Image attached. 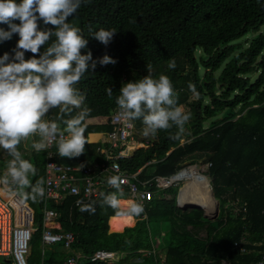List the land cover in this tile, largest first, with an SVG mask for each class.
<instances>
[{"label":"trees","instance_id":"16d2710c","mask_svg":"<svg viewBox=\"0 0 264 264\" xmlns=\"http://www.w3.org/2000/svg\"><path fill=\"white\" fill-rule=\"evenodd\" d=\"M69 20L89 39L87 48L93 59L107 54L116 61L98 64L76 85L86 96L83 107L91 109L88 119L110 117L118 108L115 99L122 84L148 75L147 65L152 66L155 76H168L178 102L191 114L179 139L171 138L175 127L149 135V148L138 150L122 162L123 168L129 173L142 170L141 178L150 179L153 175L171 176L200 162L211 163L208 176L214 197L222 203L217 228L203 218L202 210L184 212L175 199H157L148 207V222L138 221L123 232L116 231L132 223L121 224V217L119 227L111 224L115 232H110V219L120 215L102 203L103 197L94 203V213L81 212L73 198H66L60 205L50 203L49 208L59 213L62 231L75 235L73 250L85 257L108 250L124 253L125 264H141L139 260L152 264L153 257L140 251L151 248L149 227L155 220L169 224L166 264H205L212 260L220 263L225 259L231 264L257 263L264 252V246H254L264 243V2L89 0ZM101 27L117 31L107 46L92 38ZM14 47L15 38L0 45V55ZM171 62L175 63L174 68L169 67ZM189 84L194 85L195 91L189 89ZM109 88L111 97L107 94ZM78 111L74 109L71 115ZM50 115L61 121L70 118L61 114L59 108L52 109ZM134 123L136 129L143 128L140 120ZM60 125L64 127L62 122ZM91 130L86 125L85 137ZM105 130L111 131V127L107 124ZM52 151L57 162L76 167L99 159L96 146L89 143L84 153L71 159L61 157L56 145ZM22 157L37 169L32 183L40 177L45 180L47 150ZM228 197L239 198L247 211L225 221L223 210ZM25 201L34 210L38 227L29 264H63L66 256L57 250L49 259L39 252L44 197L37 202ZM202 230L207 232L206 238H201ZM244 234L250 253L241 255L235 243ZM80 264L94 263L83 259Z\"/></svg>","mask_w":264,"mask_h":264},{"label":"clouds","instance_id":"9594fccd","mask_svg":"<svg viewBox=\"0 0 264 264\" xmlns=\"http://www.w3.org/2000/svg\"><path fill=\"white\" fill-rule=\"evenodd\" d=\"M88 2L0 0V45L15 38V47L0 55V149L6 150L11 157L6 161L5 171L0 173V192L10 198L37 202L46 192L43 177L34 184L30 179L37 175V169L17 149L23 140L38 137L32 142L36 152L46 150L55 140L58 154L70 159L85 151L88 141L84 133L91 109L83 107L86 96L76 85L86 72H94L98 64L116 63L107 54L93 59L92 51L87 48L89 39L69 20L82 4ZM116 34L115 28L101 27L92 38L107 46ZM82 50L86 51L82 54ZM27 53L31 55L26 56ZM169 67L174 68L175 63L171 62ZM147 72L148 75L120 87L115 99L119 115L125 122L140 120L145 137L175 127L176 133L171 138L179 139L191 114L178 102L168 76H155L151 65H147ZM189 89L195 91L194 85L189 84ZM107 94L112 96L111 88ZM56 108L70 118L62 121L49 118L47 114ZM74 109L79 111L73 116ZM106 183L115 191L102 193L104 205L117 215L132 217L143 212L142 204L135 201H130L127 208L120 207V197L124 195L120 175L108 177ZM77 205L81 212L94 213L96 210L94 203L78 200ZM177 206L184 212L205 211L193 208L196 206H180L179 202ZM142 251L140 253L151 257L147 253L151 250ZM124 259L123 253L121 260Z\"/></svg>","mask_w":264,"mask_h":264},{"label":"built area","instance_id":"2783aa9c","mask_svg":"<svg viewBox=\"0 0 264 264\" xmlns=\"http://www.w3.org/2000/svg\"><path fill=\"white\" fill-rule=\"evenodd\" d=\"M107 124L111 131L106 134V140L96 146V153L99 156L98 161L89 162L82 167L66 165L57 162L56 154L52 151L56 141L50 144L47 150V160L45 166V196H44V221L42 244L44 247L60 246L63 252L69 254L63 264H80L81 260L88 259L94 264H116L123 256V253H115L107 250L96 251L92 256L85 257L79 252L73 250L75 235L72 232H63L61 224L58 221L59 213L49 208L50 203L62 204L66 198H73L75 207L77 201L83 203L98 202L108 192L115 191L107 183V178L112 175H120L123 183L121 185L123 193L132 197L135 202L142 204L143 212L138 215L140 220H148V207L155 201L162 198L168 199L166 192L179 188L180 196L185 190V197L190 201L203 194L205 189L210 191L216 202L211 213L221 214L222 203L216 200L213 195L211 179L208 176L211 163H198L184 167L171 176L153 175L150 179H141V171L129 173L123 168L122 162L131 159L140 149H146L149 146L139 142L136 136V127L133 122H125L119 115L117 108L110 117H107ZM115 166V167H114ZM202 166V167H201ZM194 170V178L186 175ZM201 178L204 179L207 186L201 187ZM211 188V190H210ZM200 198V197H199ZM201 199V198H200ZM224 204V219L229 216L240 217L246 213L247 209L242 205L239 198H226ZM181 206V204H180ZM218 207V211H217ZM217 217V218H218ZM38 231L35 223V212L29 203L19 197H3L0 192V257L4 258V264H29V258L32 253L33 235ZM247 235L244 234L241 241L235 243L241 255L250 253L247 248ZM264 246V243L254 244V246ZM143 252V251H142ZM153 257L152 264H166V258L159 255L154 247L147 252ZM142 264V261L139 260ZM205 264H231L226 259L220 263L215 261H206ZM255 264H264V252L261 253L260 260Z\"/></svg>","mask_w":264,"mask_h":264},{"label":"crops","instance_id":"0c3cea01","mask_svg":"<svg viewBox=\"0 0 264 264\" xmlns=\"http://www.w3.org/2000/svg\"><path fill=\"white\" fill-rule=\"evenodd\" d=\"M51 111V110H50ZM49 118H51V115H50V112L47 114ZM86 125L91 127L93 130H91V133H89L86 138H87V143L91 144V145H94V146H97L99 144H102L103 142H105L106 140V134L108 133L106 130H105V126L107 125V119L104 118V117H98V118H93V119H88L86 121ZM34 139H38V137H29L28 139L26 140H23V145L21 147H18L17 146V149L22 152V155L24 156H31V153L34 149L32 148V142ZM1 151L4 153V154H1ZM30 151V152H28ZM44 151V150H43ZM26 152V153H25ZM29 154H28V153ZM4 157V158H7L9 157L7 151L4 152V149H0V157ZM1 161L0 160V164H1ZM141 171V174H142V170ZM141 176V175H140ZM142 179V178H141ZM143 180H146V179H143ZM124 196H126L125 198H122L120 199V202L121 201H124V202H127V201H134L132 199V197L128 196L127 194L124 193ZM168 197V196H167ZM164 198H162L161 200H163ZM164 200H171V199H164ZM121 207V206H120ZM123 208V207H121ZM127 208V207H126ZM149 215V214H148ZM123 217V220H121V224H124V223H132L133 226H127L125 227L123 230L121 231H116V232H123L125 229L127 228H132V227H135V225L137 224L138 221H145V222H148V220H140L141 216H132V217H129V216H123V215H120V216H117V217H112L109 221V227H110V232H115V231H112V226L111 224L115 225V227H119V218ZM114 218H117V219H114ZM148 219H149V216H148ZM149 237H150V244L152 246V248L154 247L155 251L166 258V251H165V243L164 242H161V241H157V243H153L154 240L152 238V234H151V231H150V227H149ZM151 250V248L149 249ZM58 252L64 254L66 257H67V254L66 252H63L61 250H59ZM80 253V252H79ZM82 254V253H81ZM122 261V260H121ZM120 261V262H121ZM119 262V263H120Z\"/></svg>","mask_w":264,"mask_h":264},{"label":"rangeland","instance_id":"374dc122","mask_svg":"<svg viewBox=\"0 0 264 264\" xmlns=\"http://www.w3.org/2000/svg\"><path fill=\"white\" fill-rule=\"evenodd\" d=\"M60 127L61 128H63L61 125H60ZM136 136H137V139H138V141L139 142H143L144 144H147V142L149 141V139H148V136L147 137H145L144 135H143V128H141V129H136ZM183 142H185L184 140H183ZM182 142V143H183ZM23 145V142H21L19 145H18V147H21ZM4 152H6V150H4ZM28 152H30V151H28ZM27 152V153H28ZM33 152H36L35 150H33L32 152H30L31 153V155H32V153ZM26 153V152H25ZM1 154H4L2 151H1ZM21 154H22V152H21ZM29 154V153H28ZM8 159H11V157L9 156V157H7V158H4L3 156L2 157H0V160H2L1 161V164H0V173H3L4 171H5V169H6V161L8 160ZM202 167V166H201ZM30 179H31V181L33 182V176L32 177H30ZM203 185H206L207 186V184L206 183H202ZM210 190H211V188H210ZM207 191V190H206ZM206 191H203V194H201L200 196H202V197H205V199H204V203L205 204H201L200 206L202 207V206H207L208 204V206H210L211 204L213 205H215L216 204V202L214 201V199H213V197H212V194L210 193V191H207V193H206ZM167 196H168V199H175L176 201H177V198L179 197V194H180V189L179 188H174V189H172L171 191H168V192H166L165 193ZM206 195V196H205ZM126 196H122V197H120V199H122V198H125ZM178 202V201H177ZM205 208V207H204ZM208 213L206 210L205 211H203V213ZM204 213V214H205ZM204 214H203V218L208 222V223H210V225L212 226V227H215V228H217V220H218V218L220 217V215H219V217L217 216V214L215 215V214H212L211 215V217L210 216H208V215H206V217L204 216ZM218 217V218H217ZM136 218H137V216H136ZM221 218H223V216H221ZM131 226H133V224L131 225ZM150 231H151V234H152V238H153V240H154V242L153 243H157V241H161V242H164L165 244L168 242V239H169V235H170V229H169V224H164V223H159L158 221H155V220H153V221H151L150 222ZM200 236H201V238H206L207 237V232L205 231V230H202L201 231V233H200ZM40 248V254H46V259H49V257H50V255H51V253H52V251H54V250H57V251H59V250H61L62 251V249H61V247L60 246H56V247H49V246H46V247H44L43 246V244L41 245V247H39ZM39 248L37 249V250H39ZM151 249H152V246H151ZM5 263V260H4V258H2V257H0V264H4ZM125 264V263H127V262H125L124 260L123 261H121L119 264ZM160 264V263H159Z\"/></svg>","mask_w":264,"mask_h":264},{"label":"bare ground","instance_id":"6f19581e","mask_svg":"<svg viewBox=\"0 0 264 264\" xmlns=\"http://www.w3.org/2000/svg\"><path fill=\"white\" fill-rule=\"evenodd\" d=\"M187 177H189V178H194V170H192L189 174H187L186 175ZM206 181V180H205ZM204 181V179L203 178H201V187L202 188H206V185H203L202 183H206ZM208 184V183H207ZM205 191H206V189H205ZM187 192H190V190L188 189V190H185L184 192H183V194L180 196V204H181V206H196V207H199V208H202V209H204V210H206L208 213H211L212 211H213V209H214V207H216V204L214 205H210V206H200L201 204H205L203 201H204V199H205V197H202V196H197L196 198H198V199H195V198H193V199H191L190 201L185 197V195L187 194ZM3 193V192H2ZM206 193H207V191H206ZM206 196V195H205ZM3 197L4 198H8V196L6 195V194H4L3 193ZM201 199H200V198ZM215 201V200H214ZM128 205H129V201H127V202H124V201H121L120 202V206L121 207H123V208H126V207H128ZM205 207V208H204Z\"/></svg>","mask_w":264,"mask_h":264},{"label":"water","instance_id":"95a60500","mask_svg":"<svg viewBox=\"0 0 264 264\" xmlns=\"http://www.w3.org/2000/svg\"><path fill=\"white\" fill-rule=\"evenodd\" d=\"M193 208H198V207H193ZM217 211H218V207H217Z\"/></svg>","mask_w":264,"mask_h":264}]
</instances>
